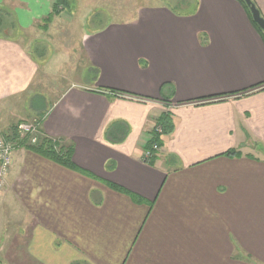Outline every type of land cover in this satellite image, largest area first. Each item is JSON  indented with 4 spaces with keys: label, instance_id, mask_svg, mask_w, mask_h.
<instances>
[{
    "label": "crops",
    "instance_id": "obj_1",
    "mask_svg": "<svg viewBox=\"0 0 264 264\" xmlns=\"http://www.w3.org/2000/svg\"><path fill=\"white\" fill-rule=\"evenodd\" d=\"M54 1L0 9L26 33ZM252 2L264 18V0ZM2 35L0 108L22 99L20 122L36 118L73 146L74 169L14 149L0 212L18 217L33 264H264V39L238 0H196L188 14L146 7L84 35L95 80L61 86L45 107L30 99L50 66ZM161 117L171 132L143 163Z\"/></svg>",
    "mask_w": 264,
    "mask_h": 264
},
{
    "label": "rangeland",
    "instance_id": "obj_2",
    "mask_svg": "<svg viewBox=\"0 0 264 264\" xmlns=\"http://www.w3.org/2000/svg\"><path fill=\"white\" fill-rule=\"evenodd\" d=\"M66 1L69 5L66 10L53 16L46 24L43 22V24L35 27L30 32L17 33L13 28L9 30V19L4 17L6 21L4 28H8V31H6L8 35L21 40L31 56L36 58L39 65L45 63L44 65L48 64L50 66L46 74L40 68L39 75L35 81L36 85L38 79L42 78L41 85L43 87L40 89L41 94L30 99L37 107L47 106L57 96L58 91H61V86H65L69 82L92 83L93 70L91 68L87 70L86 68V54L81 45L84 35L104 27L108 22L135 19L143 8L165 7L170 10L171 7L167 2L175 3L173 0ZM189 1L188 8L181 4L182 7H179L178 10L181 12L190 11L193 4L192 0ZM4 12L6 11H2L0 15H3ZM45 81H49L51 88L46 87ZM7 104H1L0 128L10 123L16 126L20 122V118L23 117V112L20 110L22 99L10 103V108L12 107L13 109L11 108L9 111H7L8 109L6 110ZM34 119L36 118L23 119L21 122H31ZM5 134L4 131H0V137H5ZM17 220L18 217L10 212H0V221L3 225L10 223L5 226L4 232L0 233V260L11 261L12 264H33L25 253L26 238L22 237L19 239L17 236L18 226L14 225Z\"/></svg>",
    "mask_w": 264,
    "mask_h": 264
},
{
    "label": "trees",
    "instance_id": "obj_3",
    "mask_svg": "<svg viewBox=\"0 0 264 264\" xmlns=\"http://www.w3.org/2000/svg\"><path fill=\"white\" fill-rule=\"evenodd\" d=\"M173 1L175 3H171L170 1L167 2L169 4V6L171 7L170 10L173 12H181L178 10V8L182 7V5H184L186 8H188L189 3H190L189 0H173ZM238 1L241 3L243 9L245 10L251 24L262 35V37L264 39L263 32L252 21L248 7L244 4V2L242 0H238ZM192 4H193V6L190 9V11H188V12L182 11L181 13H185V14L192 13L195 10L196 0H192ZM68 6L69 5L67 4L66 0H55L51 13L48 15V17L44 21L45 24L48 21H50L53 16L58 15L63 10H66V8H68ZM2 11H5V10L0 9V14ZM4 24H6L5 18L3 15H0V31H1L0 33H2L4 36H7L8 33L6 31H8V28H9V30L12 29V24L9 20L8 25L11 27L8 26L7 29L4 28ZM93 77H94L93 80H95V77H96V70L95 69L93 70ZM164 117H161V119L157 122V124L155 126V127H159L161 129V133H156L155 127H154V132H152V138L149 141V146H147L145 150L150 149L154 143H156L158 146H160V144L158 142V136L161 134H168L171 132L172 124L170 121L166 120ZM112 126L113 127L109 128L106 132V137L108 139H111V140H113V134L116 131V129H114V128H116V127L125 128V126L121 125L120 122H117V123L113 124ZM120 128L117 130H120ZM124 132H125V129H124ZM124 135H122V138L124 137ZM5 137L9 138L11 140L17 141V146L27 147L31 151L43 156L44 158H46L48 160H51V161L58 163L64 167H67V168H72V169L75 168V165L73 164V162L71 160V157L73 154V146L71 144H66V143L64 144L61 141L49 139V138L45 137L41 132V134L37 138L36 144L30 145L27 143V139H19L18 138V136L16 134V127L15 126L10 129V134L8 136H5ZM121 139H118V141H120ZM118 141H116V142H118ZM232 153L233 152H229V154H232Z\"/></svg>",
    "mask_w": 264,
    "mask_h": 264
},
{
    "label": "built area",
    "instance_id": "obj_4",
    "mask_svg": "<svg viewBox=\"0 0 264 264\" xmlns=\"http://www.w3.org/2000/svg\"><path fill=\"white\" fill-rule=\"evenodd\" d=\"M16 134L19 139H27V143L34 145L41 134L40 121L34 119L31 122H19L16 126ZM156 133H161L159 127H155ZM17 147V141L6 137H0V191L6 187V179L9 169L12 166L13 152ZM160 146L154 143L150 149L144 150L140 156L143 163L148 164L149 160L158 153Z\"/></svg>",
    "mask_w": 264,
    "mask_h": 264
},
{
    "label": "water",
    "instance_id": "obj_5",
    "mask_svg": "<svg viewBox=\"0 0 264 264\" xmlns=\"http://www.w3.org/2000/svg\"><path fill=\"white\" fill-rule=\"evenodd\" d=\"M248 7L252 21L260 28L264 34V18L261 16L259 10L252 2V0H242Z\"/></svg>",
    "mask_w": 264,
    "mask_h": 264
}]
</instances>
